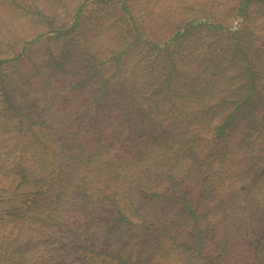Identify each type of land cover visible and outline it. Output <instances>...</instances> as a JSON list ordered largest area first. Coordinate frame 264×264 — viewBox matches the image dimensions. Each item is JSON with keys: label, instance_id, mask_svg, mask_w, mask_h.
<instances>
[{"label": "trees", "instance_id": "1", "mask_svg": "<svg viewBox=\"0 0 264 264\" xmlns=\"http://www.w3.org/2000/svg\"><path fill=\"white\" fill-rule=\"evenodd\" d=\"M0 264H264V0H0Z\"/></svg>", "mask_w": 264, "mask_h": 264}, {"label": "rangeland", "instance_id": "2", "mask_svg": "<svg viewBox=\"0 0 264 264\" xmlns=\"http://www.w3.org/2000/svg\"><path fill=\"white\" fill-rule=\"evenodd\" d=\"M235 27H237V23H234V25H233V29H235Z\"/></svg>", "mask_w": 264, "mask_h": 264}]
</instances>
